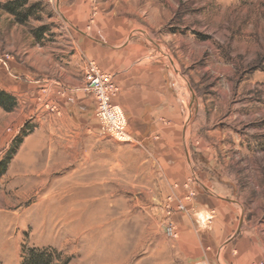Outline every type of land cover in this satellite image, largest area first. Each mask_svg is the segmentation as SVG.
<instances>
[{
    "label": "rangeland",
    "instance_id": "1",
    "mask_svg": "<svg viewBox=\"0 0 264 264\" xmlns=\"http://www.w3.org/2000/svg\"><path fill=\"white\" fill-rule=\"evenodd\" d=\"M5 2L0 72L13 91H1L15 105L0 108V162L15 151L0 176V264H21L23 248L48 250L54 264H219L238 242L264 264V0L85 1L135 24L164 67L187 171L171 182L134 140L57 122L41 74L55 75L72 44L75 0H28L25 24ZM31 51L37 67L26 66ZM220 217L231 218L228 231ZM168 221L176 238L165 235Z\"/></svg>",
    "mask_w": 264,
    "mask_h": 264
},
{
    "label": "crops",
    "instance_id": "2",
    "mask_svg": "<svg viewBox=\"0 0 264 264\" xmlns=\"http://www.w3.org/2000/svg\"><path fill=\"white\" fill-rule=\"evenodd\" d=\"M86 0H75L67 15L76 31L72 44L59 51L61 63L55 75H42L41 88L47 98L59 104L62 127L76 130L77 135L94 134L99 130L95 118V101L83 90V72L88 61L94 62L103 74L111 77L118 88L112 98L126 119L127 133L136 143L143 145L151 159L157 163L161 175L184 179L186 165L181 143L183 139L182 109L170 92L164 67L154 56L147 39L133 33L135 24L115 11L93 12ZM26 66L37 67L31 61ZM12 71L27 72L32 78L37 72L14 64ZM38 70V69H37ZM39 73L47 70H38ZM31 80L30 85L35 89ZM13 82L0 72V90L11 92ZM33 92V97L35 95ZM176 181V180H175ZM231 218L220 217L219 224L230 229ZM241 242L217 254L219 264H252L255 252L245 249Z\"/></svg>",
    "mask_w": 264,
    "mask_h": 264
},
{
    "label": "built area",
    "instance_id": "3",
    "mask_svg": "<svg viewBox=\"0 0 264 264\" xmlns=\"http://www.w3.org/2000/svg\"><path fill=\"white\" fill-rule=\"evenodd\" d=\"M83 82V90L95 101V118L101 128L118 141H132L127 133L123 112L112 104V98L116 95L118 88L111 77L103 74L94 62L88 61L83 73ZM178 208L180 211H185L183 205ZM165 235L170 239L177 237L176 226L172 221L166 223Z\"/></svg>",
    "mask_w": 264,
    "mask_h": 264
},
{
    "label": "trees",
    "instance_id": "4",
    "mask_svg": "<svg viewBox=\"0 0 264 264\" xmlns=\"http://www.w3.org/2000/svg\"><path fill=\"white\" fill-rule=\"evenodd\" d=\"M27 2L28 0H6L2 9L13 18L14 23L25 24L34 14V6L26 7ZM14 105V97L0 90V108L9 112ZM20 143L21 141H18L14 146H18ZM13 151H15V149ZM13 151L0 162V176L5 173L7 164L12 158ZM52 254L53 253L45 249L23 248L21 253V264H54ZM64 264H67V261Z\"/></svg>",
    "mask_w": 264,
    "mask_h": 264
}]
</instances>
